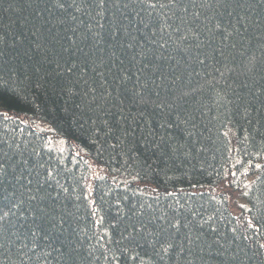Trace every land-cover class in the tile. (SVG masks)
Segmentation results:
<instances>
[{"label": "trees", "instance_id": "1", "mask_svg": "<svg viewBox=\"0 0 264 264\" xmlns=\"http://www.w3.org/2000/svg\"><path fill=\"white\" fill-rule=\"evenodd\" d=\"M0 264H264V0H0Z\"/></svg>", "mask_w": 264, "mask_h": 264}, {"label": "rangeland", "instance_id": "2", "mask_svg": "<svg viewBox=\"0 0 264 264\" xmlns=\"http://www.w3.org/2000/svg\"><path fill=\"white\" fill-rule=\"evenodd\" d=\"M39 126H40L41 129H46V130L50 129V126L47 123H44V122H40Z\"/></svg>", "mask_w": 264, "mask_h": 264}]
</instances>
